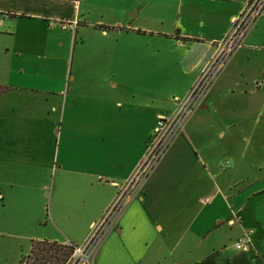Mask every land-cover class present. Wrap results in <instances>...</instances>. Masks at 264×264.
<instances>
[{"label": "crops", "instance_id": "1", "mask_svg": "<svg viewBox=\"0 0 264 264\" xmlns=\"http://www.w3.org/2000/svg\"><path fill=\"white\" fill-rule=\"evenodd\" d=\"M247 1L0 0L7 68L0 83L7 87L0 93V162L11 189L29 177L40 201L50 196L53 202L33 220L42 231L27 237L21 258L33 241L87 239L142 156L158 116L175 109L173 98L188 92L213 42ZM63 21L76 25L66 29ZM138 37L141 50L167 44L181 50L179 74L166 60L162 70L139 75L131 67L136 61L126 59L139 50ZM243 45L264 51V14ZM58 61L76 70L57 79L50 72ZM107 63L112 75L104 72ZM35 64L46 74L30 71ZM164 83L166 92L153 91L152 84ZM209 95L87 264H264V203L251 202L264 188L219 187L212 126L199 132L201 122L210 123ZM15 194L5 192V207L22 205L25 199ZM247 230L253 245L237 250L234 243Z\"/></svg>", "mask_w": 264, "mask_h": 264}, {"label": "rangeland", "instance_id": "2", "mask_svg": "<svg viewBox=\"0 0 264 264\" xmlns=\"http://www.w3.org/2000/svg\"><path fill=\"white\" fill-rule=\"evenodd\" d=\"M259 42L263 40L260 39ZM136 43H139V50L135 56L126 59L136 61L131 67L135 70L138 68L139 75L143 74V71H146V74H153L162 70V63L166 60H173V73L179 74L178 60L182 56L181 50L167 44V48L160 47V50L155 48L152 51H145L141 49L146 47L140 44L144 43V38L138 37ZM247 46L243 45L228 57L223 70L213 81L208 90L211 104L210 112L206 116L210 123L201 122L202 127L199 132L205 129V124L212 126L211 153L215 157L219 172L216 177L219 187L226 188L232 184V191L235 192L240 187L242 189L250 184L248 189L250 193L253 188H264V51L245 49L248 48ZM4 49L5 37L0 36V83L5 82L7 75ZM243 52L244 55H241ZM70 66L69 61H58L50 74L57 79L66 77L70 69L72 73L76 70L74 64L71 68ZM29 69L46 74L45 69L38 67V64ZM113 71V64L110 66L107 63L104 68L105 74L112 75ZM166 85V83L152 84L153 91L166 92L168 90ZM2 101L5 102V97ZM2 101L0 99V104L3 105ZM2 138L5 139V133ZM199 138L206 139L203 133ZM26 178L20 180L18 189L17 187L11 189L7 185L9 180H5V162H0V264H19L20 261V264H65L70 256H66L68 249L63 246H45L34 255L21 258L28 247L27 237L42 231L37 221L33 220L53 209L50 196L45 197V203L44 200L40 201L39 198L42 199L43 196L39 197L37 184H34V180L29 177ZM8 190L13 191L15 197L16 192L25 199L21 206L18 203L17 206H14L16 203H10L5 207V192ZM251 202L264 203V192ZM42 203L44 204L40 208ZM31 218L33 219L28 220ZM26 257H28L27 261Z\"/></svg>", "mask_w": 264, "mask_h": 264}, {"label": "built area", "instance_id": "3", "mask_svg": "<svg viewBox=\"0 0 264 264\" xmlns=\"http://www.w3.org/2000/svg\"><path fill=\"white\" fill-rule=\"evenodd\" d=\"M263 14L264 0H248L231 19L228 32L213 42V53L188 92L181 97L173 98L176 106L172 112L158 116L142 156L129 177L119 186L101 218L93 224L87 239L81 244H74L69 240L63 242L62 245L72 248V253L65 264L89 262L115 219L140 193L175 138L183 131L188 118L201 105L213 81L223 70L228 57L243 46L247 33ZM75 25L76 21L61 22V26L66 29H73ZM252 245V230L243 232L234 243V247L242 251L249 250Z\"/></svg>", "mask_w": 264, "mask_h": 264}, {"label": "trees", "instance_id": "4", "mask_svg": "<svg viewBox=\"0 0 264 264\" xmlns=\"http://www.w3.org/2000/svg\"><path fill=\"white\" fill-rule=\"evenodd\" d=\"M7 87H2L0 86V93L6 91ZM45 246H60V247H66L64 245L61 244H56V243H47V242H37V241H33L32 245H31V251L28 254V257H30V254H36L37 252L43 250L45 248ZM68 249V251L66 252V256H70V254L72 253V248L66 247ZM28 257H26V261L28 259ZM24 263V262H23Z\"/></svg>", "mask_w": 264, "mask_h": 264}]
</instances>
